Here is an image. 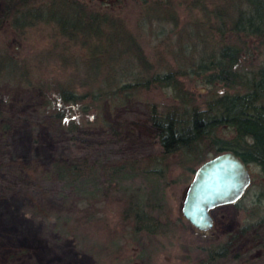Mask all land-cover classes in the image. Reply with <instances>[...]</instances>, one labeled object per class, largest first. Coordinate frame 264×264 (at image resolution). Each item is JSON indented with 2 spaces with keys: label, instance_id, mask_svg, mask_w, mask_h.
<instances>
[{
  "label": "trees",
  "instance_id": "trees-1",
  "mask_svg": "<svg viewBox=\"0 0 264 264\" xmlns=\"http://www.w3.org/2000/svg\"><path fill=\"white\" fill-rule=\"evenodd\" d=\"M124 1L113 0L112 10H97L89 9L87 0H4L0 22L20 24L17 13L36 4L42 10L35 15L49 13L50 9L61 14L59 6H70L74 12L73 24L72 19L63 15L58 18L59 15L51 14V18L43 21L48 24L51 19L62 26L53 32L49 45L55 39L75 40L81 46V55H72L67 80L49 74L39 78V84L55 89L49 93L51 98L44 101L46 110L70 131L78 129L80 123L101 120L98 117L101 107L131 97L138 90L158 87L170 90L169 105L148 103L158 150L110 160L84 154L56 155L43 165L21 160L17 167L26 172V180L54 177L72 188L69 205H74L75 212L80 214L73 216L66 213L68 206L57 207L42 197L27 195L25 204L31 213L54 216L57 228L77 238L81 227H86L88 238L85 237L84 244L96 256L115 258L122 251L123 242H131L139 246L137 264H152L147 246L157 237L165 236L171 223L176 222L163 205L164 185L173 178L170 171L179 167L180 178L187 181L201 162L231 149L264 173V61L250 70L240 65L241 57L253 55L264 44V0H135L151 22L181 20L191 28L196 23V31L192 29L189 33L194 36L178 42V49L169 34L161 37V45L166 46L162 50L174 55V61L158 63L150 61L136 34L119 15L122 8L118 5H124ZM57 34L65 35L66 39L55 38ZM50 47L49 52L54 48ZM61 50V61L64 55L71 58L65 49ZM4 58L8 66L4 72L0 65V80L18 76L20 81L25 77L29 69L24 62L17 63L12 55ZM90 79L94 86L76 90ZM198 81L211 85V89L196 90L193 86ZM2 86L5 84L0 85V92L4 90ZM225 86L235 90L216 91ZM238 86L242 89H237ZM89 113L93 114L91 119L84 117ZM5 127L0 105V130ZM137 180H145L148 186L135 187L133 183ZM112 206L117 213L114 220L107 215ZM177 220L183 222L181 216ZM263 223L264 212L248 213L242 229ZM90 227L95 231L102 229L104 238L94 241L88 232ZM222 242L212 247L200 246L196 264H223L228 250L226 242ZM242 256L240 252L233 255L237 259ZM244 259H252V254H245Z\"/></svg>",
  "mask_w": 264,
  "mask_h": 264
},
{
  "label": "rangeland",
  "instance_id": "rangeland-1",
  "mask_svg": "<svg viewBox=\"0 0 264 264\" xmlns=\"http://www.w3.org/2000/svg\"><path fill=\"white\" fill-rule=\"evenodd\" d=\"M3 1L0 0V7ZM87 1L91 5L89 9L115 8L113 0ZM38 5L26 6L17 13L20 15V24L0 22V65L3 71L5 72V67L8 66L4 58L7 55H12L19 64L24 62L29 69L20 81L18 76L0 80V85L5 84L2 86L4 90L0 92V105L6 122L5 129L0 130V264H137V244L125 243L121 239L124 246L122 251L116 253L115 258L99 257L86 249V227H81V235L77 238L74 234L57 228L54 216L44 217L31 213L25 204L27 195L42 197L57 207L68 206L66 213H73V216L80 214L75 212L74 205H69L72 188L54 177L41 181L26 180V172L18 170L17 167L21 160L43 165L56 155L84 154L92 158L110 160L138 157L156 151L160 146L157 132L149 118L148 103L154 101L160 104V107L169 105L172 102L171 92L166 87L138 90L131 97L120 98L101 107L98 117L104 121L97 119L95 122H83L78 129L68 130L46 110L44 101L48 100V97L51 98L49 93L55 92V89L39 84V78L49 74L67 80L66 74L71 70L68 64L72 55H81V46L75 40L55 39L49 45L53 32L59 31L62 26H58L51 19L48 24L43 21L46 17L51 18L53 14L54 17L59 15L58 18L62 15L69 17L73 24L74 12L70 6H59L62 8L61 14L49 7V13L35 15L42 10ZM118 6L122 8L119 15L136 34L152 63H158L160 60L174 61V55L162 50L161 37L169 34L177 48L178 42L194 36L189 33L197 27L194 23L191 28L181 20L177 23L170 20L164 23L151 22L142 14L145 10L141 12L140 4L135 0H125L124 5ZM40 15L43 18H39ZM61 36L57 34L55 38L66 39L65 35ZM50 46L54 47L51 52ZM61 49H65V53L70 54L68 56L71 58L64 55L61 61ZM175 55L177 56V52ZM262 61L264 44L261 50H255L253 55L241 57L240 65L242 69L250 70ZM79 81L80 79H77V82ZM83 84L76 87L78 92L88 86H94L91 79ZM193 87L196 90L201 88L203 92L211 89V85H205L201 81ZM236 88L242 89L239 86ZM216 89L229 92L235 90L226 86ZM92 115L89 113L84 117L91 119ZM78 118L81 121V117ZM248 166L251 172V184L248 189L237 201L212 209L216 221L213 228L207 232L195 229L182 216L181 206L192 174L187 181H183L179 167L170 171L173 178L164 185L163 205L168 208L170 217L176 222L171 223V230L165 236L157 237L147 246L152 264H196L200 246L212 247L222 241L226 242L228 250L227 260L223 264H264V223L242 229L243 220L248 213L264 212V173L254 163H248ZM133 184L135 187L148 186L145 180H137ZM112 207L107 215L114 220L117 213L116 207ZM178 216L183 218V222L177 220ZM88 232L94 241L104 238L102 229L95 231L94 227H90ZM236 252L242 253L243 256L238 259L233 257ZM248 253L252 254V259H244Z\"/></svg>",
  "mask_w": 264,
  "mask_h": 264
},
{
  "label": "water",
  "instance_id": "water-1",
  "mask_svg": "<svg viewBox=\"0 0 264 264\" xmlns=\"http://www.w3.org/2000/svg\"><path fill=\"white\" fill-rule=\"evenodd\" d=\"M251 184L247 162L231 149L223 150L201 162L187 184L182 216L202 232L214 226L212 209L240 199Z\"/></svg>",
  "mask_w": 264,
  "mask_h": 264
}]
</instances>
